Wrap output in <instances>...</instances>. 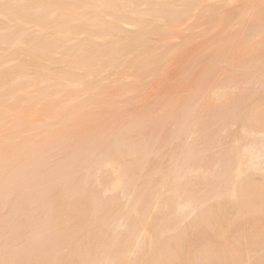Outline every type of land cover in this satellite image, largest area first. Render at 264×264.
<instances>
[{
	"label": "bare ground",
	"instance_id": "obj_1",
	"mask_svg": "<svg viewBox=\"0 0 264 264\" xmlns=\"http://www.w3.org/2000/svg\"><path fill=\"white\" fill-rule=\"evenodd\" d=\"M196 2L0 0V264H264V0Z\"/></svg>",
	"mask_w": 264,
	"mask_h": 264
},
{
	"label": "rangeland",
	"instance_id": "obj_2",
	"mask_svg": "<svg viewBox=\"0 0 264 264\" xmlns=\"http://www.w3.org/2000/svg\"><path fill=\"white\" fill-rule=\"evenodd\" d=\"M247 1H250V0H247ZM251 1H252V0H251ZM196 3H197L196 0H188V4H189L188 6H189L190 10L194 9V7L196 6ZM189 19H191V17H189L187 20H189ZM178 32H179V31H177L176 33H178ZM182 32H183V33H182ZM184 32H185V33L188 32V33H186V36H185V33H184ZM176 33H174L175 37H173L174 35L172 36L171 41H173V40L176 41L175 38H176L177 36L179 37L180 35H181L180 38H182V40H180V41L185 40V41H183V44H185L184 48H183V44H182V42L178 41V42H180V44H182V48L179 49V51H177V53H178V54H177V57H178V58L175 57L177 60H175V58H174V60H172V62H171L170 64H168V65H166V66L164 67L165 69H163V73H164V74H163V78H159V79H160V83L158 84V82H157L158 79L154 80V81L152 82V84L150 83V84H149L150 86H147L148 88L145 89L146 93H144L143 97H142L141 95H139L140 97L138 96V97L135 98L134 100H133V98H132V99L129 98V101H130V102H133V101H134V103H135V101H136L135 104L132 103L133 105H136V106H132V104H130V102L128 101L129 104H130V105H128V107H132V108H130V109H134V108H135V109H139V108H141L142 106L145 105L144 102H145V100H147V98L149 99V101H152V100H153V99H154V98H155V97H156V96H157V95L163 90V89H161V88H164L163 85L165 86V85L168 83V81H169V82L174 81V80H175V79H174L175 75L178 74V73H180V72H182L186 67H188V64H187V63H189V62L192 61V60H193L192 62H194V60H196V59H195V58H196L195 54H196L197 57H198V56L200 55V52L202 53L203 51L208 50V49L213 45V42H214V41L212 42V40H214V38H212V36H211V40H210V38H209V39H205V40H204V39L200 40V41H199L200 44L198 43L199 45H197V47H199V48H198V49H195L196 51L198 50V52H199V49H200V52L198 53V52H195V50H193V51H194V53H193V52L191 51L190 47L187 46V45H189V44L192 45L190 42H188V41H189V37H188V36H189V35H188V34H189V31H188V30H180L179 34L176 35ZM187 35H188V36H187ZM182 36H184L185 39H183ZM178 37H177V38H178ZM209 37H210V36H209ZM177 38H176V39H177ZM180 38H179V39H180ZM186 38H188V39H186ZM177 40H178V39H177ZM203 40H204V42H203ZM206 40H207V43L204 44ZM209 40H210V43L212 42L210 47H209V46H206V45H209V44H210V43H208ZM186 41H187V42H186ZM201 41H202V42H201ZM187 43H188V44H187ZM202 43H203V44H202ZM202 46H203V47H202ZM188 47H189L190 50L187 49ZM205 47H206V48H205ZM185 48H186V50H185ZM183 49H184L185 51H187V54H189V53L191 52L190 55H191V56L194 55L195 58H194L193 56H192V57H193V58H192L190 55H188V56L191 57V58L189 57L190 60H188L189 58L187 59L188 56L185 57V56H186V52H185ZM204 49H205V50H204ZM181 50H183V52H182ZM180 51H181V52H180ZM188 51H189V53H188ZM179 52H180L182 55H180ZM183 53H185V54H183ZM197 53H198V54H197ZM184 55H185V56H184ZM179 56L182 57V58H180ZM180 59H181V61H180ZM182 59H183V61H182ZM185 59H186V60H185ZM187 60H188V61H187ZM184 61H186V63H184ZM178 62H179V63H178ZM192 62H191V63H192ZM172 63H173V64L175 63V64L173 65ZM183 63H184V64H183ZM191 63H189V66H191ZM171 64H172V65H171ZM178 64H179V65H178ZM180 64L182 65V67H181ZM186 64H187V65H186ZM169 65H170L171 67H169ZM175 65H176L177 67H179V68L175 67ZM184 65H185V66H184ZM222 65H224V67H226L225 64H222ZM172 66H173L174 68H172ZM166 67H169V70L172 68V70H170V71L168 72V71H166V70H167ZM184 67H185V68H184ZM180 68H182L183 70L180 69ZM173 69H175V70H173ZM176 69H177V70H176ZM178 69H180V70H178ZM165 71H166V74H165ZM171 71L173 72V74H172ZM174 71H175L176 73H175ZM170 73H171V74H170ZM164 76H168V77H165V78H164ZM163 79H164V81H165V84H161V80H162V82H163ZM167 79H168V80H167ZM166 80H167V81H166ZM171 80H172V81H171ZM157 84H158V85H157ZM110 91H111V90H109V92H110ZM110 93H111V95H112L113 97H115V95L112 94V92H110ZM117 93H118V92H117ZM109 95H110V94H109ZM111 95H110V97H112ZM152 95H153V96H152ZM145 96H146V99L143 100V98H145ZM151 96L154 97V98L152 99ZM117 97H118L119 99H118ZM138 98H139V100H138ZM140 98H141V100H140ZM116 99H117V101L124 100V99H123L122 97H120V96H116ZM132 100H133V101H132ZM137 101H138V102H137ZM142 101H143V102H142ZM149 101H148V102H149ZM141 102H142V103H141ZM148 102H145V103L147 104ZM149 103H150V102H149ZM139 104H141V105H139ZM137 105H138V106H137ZM139 106H140V107H139Z\"/></svg>",
	"mask_w": 264,
	"mask_h": 264
}]
</instances>
